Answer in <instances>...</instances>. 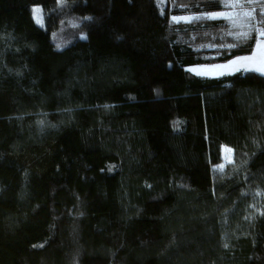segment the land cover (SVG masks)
Masks as SVG:
<instances>
[{"label":"trees","instance_id":"16d2710c","mask_svg":"<svg viewBox=\"0 0 264 264\" xmlns=\"http://www.w3.org/2000/svg\"><path fill=\"white\" fill-rule=\"evenodd\" d=\"M159 1L0 0V264H264V75L187 70L264 0L211 49L225 0Z\"/></svg>","mask_w":264,"mask_h":264},{"label":"rangeland","instance_id":"374dc122","mask_svg":"<svg viewBox=\"0 0 264 264\" xmlns=\"http://www.w3.org/2000/svg\"><path fill=\"white\" fill-rule=\"evenodd\" d=\"M229 10L210 14V20H224L225 27L217 30L202 31L193 39V43L200 49L219 48L226 43L225 40L246 39L249 38L253 30H255V23L253 20V0H225ZM164 4V0L159 1L160 7ZM33 19L36 24L43 26L44 18L40 7L33 6ZM200 18V17H199ZM194 17L193 24L196 22H206V18ZM175 21H188L191 19L190 15H180L173 18ZM80 32L70 23V20L64 21L58 25L56 31L53 32V42L57 47L62 48L67 45L74 37L78 36ZM260 38L257 40L254 51L250 55L236 57L228 62L213 64V65H195L187 68L189 72L198 76L204 77H220L225 75H233L236 73L255 72L264 75V33H259ZM82 36L81 34L79 37ZM224 41V42H222ZM220 43V44H219ZM227 47L229 45H226ZM98 102L105 105L106 99L104 94L98 95ZM231 151H228V150ZM233 161V150L227 146L221 148V163L214 167L215 170L221 171L228 164Z\"/></svg>","mask_w":264,"mask_h":264},{"label":"snow or ice","instance_id":"6c2138e0","mask_svg":"<svg viewBox=\"0 0 264 264\" xmlns=\"http://www.w3.org/2000/svg\"><path fill=\"white\" fill-rule=\"evenodd\" d=\"M228 151H231L230 149Z\"/></svg>","mask_w":264,"mask_h":264}]
</instances>
